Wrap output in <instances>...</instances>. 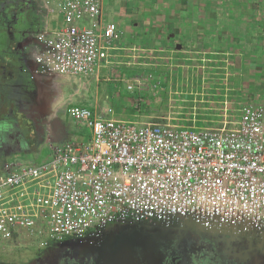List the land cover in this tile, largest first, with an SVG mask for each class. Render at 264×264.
<instances>
[{"label":"built area","instance_id":"2783aa9c","mask_svg":"<svg viewBox=\"0 0 264 264\" xmlns=\"http://www.w3.org/2000/svg\"><path fill=\"white\" fill-rule=\"evenodd\" d=\"M61 25L38 34L44 72L87 78L111 62L123 32L104 22L103 0H52ZM133 76L127 87H139ZM90 132L52 146L48 161L0 170V251L82 236L117 215H194L264 228V103H244L231 128H193L66 108Z\"/></svg>","mask_w":264,"mask_h":264},{"label":"crops","instance_id":"0c3cea01","mask_svg":"<svg viewBox=\"0 0 264 264\" xmlns=\"http://www.w3.org/2000/svg\"><path fill=\"white\" fill-rule=\"evenodd\" d=\"M44 1L48 4L52 2L36 0L38 7L43 5ZM135 10H138L139 15L136 18L133 14ZM155 11H159L156 19L152 15ZM35 14L36 25L33 28H37L39 23L41 31L45 28L55 29L61 25L62 19L57 14L51 15V18L40 17L37 12ZM103 19L104 22H116L123 35L115 44L111 62L106 64L98 75L66 80L56 73L38 71L36 57L42 49L39 46L33 48L31 64L18 60V69H14L12 75H6V82L16 85L34 105L37 132L29 148L7 153L9 156L2 160L26 161L30 154L40 152L45 147L49 148L51 155L52 146L56 143L89 139V130L72 120L67 113V106H84L99 113L101 102L107 100L104 97L105 92L102 93L101 84L112 78L117 82L113 92L119 94L120 91H125L127 95V91L133 93L136 88L131 90L123 83L127 84L130 78L137 76L140 59L149 57L145 55L146 49L159 50L162 47L167 50L174 44L175 51H183L182 53L226 57L236 54V59H243L247 55L250 60L252 52L264 59V0H103ZM184 42H187V47ZM9 55L10 53L6 52V59ZM245 62L242 60L241 64L236 65V68L242 67V80L245 73L255 71L254 69L259 67L256 63L250 64L251 68L246 71ZM245 81L244 79L242 83L245 84ZM238 82L241 84L240 80ZM92 85H95L96 97L94 101L83 103L84 99H79L84 97V93H91ZM236 88L240 87L236 85ZM240 90L243 93V89ZM3 91L0 87V94ZM248 99L249 103H264V96L261 98V95H251ZM1 168L0 162V170Z\"/></svg>","mask_w":264,"mask_h":264},{"label":"rangeland","instance_id":"374dc122","mask_svg":"<svg viewBox=\"0 0 264 264\" xmlns=\"http://www.w3.org/2000/svg\"><path fill=\"white\" fill-rule=\"evenodd\" d=\"M137 11L133 13L135 18L139 16ZM158 14L159 11L152 12L154 19L158 18ZM184 45L187 47V42ZM144 52L149 57L141 58V64L137 66L136 72L141 82L139 87L133 93L127 91L129 95L125 91L116 94L113 92L117 83L115 79L102 82L101 90L105 92L107 100L101 102L98 114L138 122L165 121L193 128H231L243 104L249 103V96H264V59L252 52L250 60L247 55L243 59H236V54L226 57L177 52L174 44L167 50L161 47ZM242 60L246 61V71L251 68L250 64L259 66L255 71L245 73V84L242 83V67L236 68ZM123 85L127 86L125 83ZM236 85L240 88H236ZM257 88L262 89L257 91ZM240 89H243V93ZM83 96L79 99H84L83 103L94 101L95 85H92L90 94L84 93ZM50 157L49 148L45 147L40 152L30 154L26 161L41 163Z\"/></svg>","mask_w":264,"mask_h":264},{"label":"flooded vegetation","instance_id":"af4514ba","mask_svg":"<svg viewBox=\"0 0 264 264\" xmlns=\"http://www.w3.org/2000/svg\"><path fill=\"white\" fill-rule=\"evenodd\" d=\"M35 10L40 17L44 16L36 0H0V87L4 89L0 94L2 165L6 162L2 159L9 156L7 153L29 148L37 132L34 105L16 85L6 82V75H12L13 70L18 69V60L31 64L33 48L42 47V42L38 38L41 31L40 23L37 28H33L36 25ZM6 52L10 53L7 59ZM28 69L32 72L29 66ZM38 69L44 72L39 65ZM259 233L254 243L225 241L222 243V251L211 240L203 238L190 245L191 248H186L185 244H165L167 245L163 248L167 254L165 261L170 264H264V230ZM56 240L1 250L0 262L4 264L29 262L56 247ZM60 264L66 263L62 261Z\"/></svg>","mask_w":264,"mask_h":264},{"label":"water","instance_id":"95a60500","mask_svg":"<svg viewBox=\"0 0 264 264\" xmlns=\"http://www.w3.org/2000/svg\"><path fill=\"white\" fill-rule=\"evenodd\" d=\"M261 230L264 228L249 222H204L191 214L127 213L107 220L82 236L57 239L56 247L22 264H60L62 261L66 264H170L165 261V244H185L191 248L190 245L203 238L221 250L225 241L254 243Z\"/></svg>","mask_w":264,"mask_h":264},{"label":"trees","instance_id":"16d2710c","mask_svg":"<svg viewBox=\"0 0 264 264\" xmlns=\"http://www.w3.org/2000/svg\"><path fill=\"white\" fill-rule=\"evenodd\" d=\"M2 258V257H1Z\"/></svg>","mask_w":264,"mask_h":264}]
</instances>
